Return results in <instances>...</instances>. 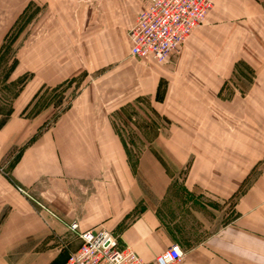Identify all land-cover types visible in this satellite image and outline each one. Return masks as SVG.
<instances>
[{
	"label": "crops",
	"instance_id": "crops-1",
	"mask_svg": "<svg viewBox=\"0 0 264 264\" xmlns=\"http://www.w3.org/2000/svg\"><path fill=\"white\" fill-rule=\"evenodd\" d=\"M11 1L0 0V47L14 19L9 10H20L10 8ZM116 1L132 10L123 30L120 25L106 30L104 22L111 21H100V15L91 23L92 32L77 30L80 23L72 16L56 21L54 32L50 28L47 66L33 69L34 77L0 128V157L49 121L47 108L18 118L40 86H56L81 72L88 77L128 55L127 30L148 1ZM212 1L205 22L172 55L171 66L158 77L148 75L151 83L144 92L153 100L150 107L171 123L166 134L156 135L139 152L136 167L108 112L100 108L99 74L96 86L82 88L74 105L39 129L10 167L16 182L45 207L31 208L0 174V264H64L80 244L72 222L79 230L110 231L120 246L146 261L177 243L184 254L176 264H264V167L239 191L264 158V0ZM89 34L91 44L84 39ZM238 62L251 69L252 81L233 92L224 85ZM174 76L181 82L172 83ZM127 86L128 91L137 88ZM182 167V185L190 196L233 200V217L203 238L195 229L191 234L181 208L168 197L174 169ZM193 203L190 197L188 204Z\"/></svg>",
	"mask_w": 264,
	"mask_h": 264
},
{
	"label": "rangeland",
	"instance_id": "rangeland-1",
	"mask_svg": "<svg viewBox=\"0 0 264 264\" xmlns=\"http://www.w3.org/2000/svg\"><path fill=\"white\" fill-rule=\"evenodd\" d=\"M16 6H19L20 10L14 12L9 10L8 12L10 19L12 17L14 19L10 23L8 32L0 47V128L11 118L9 110H11L14 101L34 77L35 72L33 69L47 66L49 31L55 23H62L61 20L70 19L72 16L75 22L80 23L77 25V30L81 26L83 31L87 30L89 32L94 30L91 28L92 21L97 18V15H100V21L102 18L111 21V23L108 22L109 24L107 21L104 22L106 30L108 27L117 28L119 25L122 26L120 29L123 30L132 18L131 8L128 6L121 7L116 0H14L10 2V8ZM114 15H116V18H114ZM205 20L206 18L202 24ZM51 30L54 32L55 29L51 28ZM91 38L90 34L84 37L89 44L92 43ZM114 39L117 41L118 50L123 51L125 46L122 37ZM172 59L173 56L163 62L151 59L139 60L128 53L125 58L106 63L99 71L91 73L88 77H86L85 72H81L56 86H40L35 91L34 98L28 103V106L26 105L21 110L18 118H31L33 114L47 108L50 119L39 128L34 129L35 131L33 130L35 125L31 126L33 130L31 136H27L21 142L15 141L11 144L9 149L0 157V174L14 184L17 195L24 197L31 208L33 206L36 209L45 207L43 203L34 201V196L16 182L10 174V167H13L17 162L22 149L33 141V137L38 130H43L46 126L51 125L54 118L74 105L82 88L90 83L95 85L99 74L100 108L102 106L108 112V117L121 137L130 162L133 167H136L139 152L149 146L156 135L166 134L171 123L169 118L150 107L152 99L150 100L148 94H145L144 85H148L150 82L148 75L153 74L158 77L162 68L171 66ZM19 65L20 70L15 71V68ZM173 66L175 67V65ZM22 67L28 69L21 72ZM175 78V76L170 77L172 83L181 82L175 80ZM163 80L168 82L167 79ZM251 81V69L246 67L244 63L238 62L234 67V75L226 81L224 89L227 85L234 92L238 84L240 88H245ZM160 82L163 83L161 80ZM128 84H136V90L128 91ZM28 88L30 89V86ZM226 94L230 95V90ZM12 125L11 127L14 128L15 124ZM26 131H29V129ZM253 167L254 169L240 187V192L252 182L260 169L264 167V158L259 160ZM174 170L172 187L168 197L175 201L172 205L174 208H181L184 221L190 224L191 234L195 229V235L203 238L218 225L233 217L232 198L218 200L206 193L190 196L182 185L186 168H175ZM8 176L13 179V182L10 181ZM190 197L196 203L188 204Z\"/></svg>",
	"mask_w": 264,
	"mask_h": 264
},
{
	"label": "built area",
	"instance_id": "built-area-1",
	"mask_svg": "<svg viewBox=\"0 0 264 264\" xmlns=\"http://www.w3.org/2000/svg\"><path fill=\"white\" fill-rule=\"evenodd\" d=\"M147 1V6L128 29L129 54L139 60L157 62L166 61L177 53L213 7L211 0ZM70 228L80 244L64 264H176L184 254L180 246L173 243L152 261H146L129 247L120 246L117 238L104 228L79 230L76 222H72Z\"/></svg>",
	"mask_w": 264,
	"mask_h": 264
},
{
	"label": "trees",
	"instance_id": "trees-1",
	"mask_svg": "<svg viewBox=\"0 0 264 264\" xmlns=\"http://www.w3.org/2000/svg\"><path fill=\"white\" fill-rule=\"evenodd\" d=\"M9 112H11V110H9ZM128 158H129V155H128ZM131 166L133 167V164L132 163H131ZM8 178L10 179V181L13 182V179L10 176H8Z\"/></svg>",
	"mask_w": 264,
	"mask_h": 264
}]
</instances>
